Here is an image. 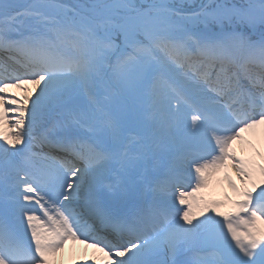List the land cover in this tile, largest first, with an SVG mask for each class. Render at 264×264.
<instances>
[{"label": "snow or ice", "instance_id": "1", "mask_svg": "<svg viewBox=\"0 0 264 264\" xmlns=\"http://www.w3.org/2000/svg\"><path fill=\"white\" fill-rule=\"evenodd\" d=\"M258 128L264 0H0V264H264Z\"/></svg>", "mask_w": 264, "mask_h": 264}, {"label": "bare ground", "instance_id": "2", "mask_svg": "<svg viewBox=\"0 0 264 264\" xmlns=\"http://www.w3.org/2000/svg\"><path fill=\"white\" fill-rule=\"evenodd\" d=\"M29 88H31V85H29ZM12 92L16 93L17 95H21L20 90L18 89H11ZM251 134H258L254 133L253 131L247 132V136ZM260 133V132H259ZM254 137V136H253ZM254 139L257 142H254L250 145L245 144L243 142L239 143L238 145L240 146L241 149V156L244 158H253L255 159L256 163L258 164H264V137H254ZM262 152L261 155H257V153ZM251 154H255L256 157H253ZM230 175L232 180L236 184L241 185L240 180L237 178L236 173L231 169L230 170ZM257 180L259 179V176L256 177ZM208 195H212V190L208 191ZM77 241H71L69 240L65 246L64 249L61 252L56 253L54 257H52V264H76V261H78V257L81 259V264H92L89 262V259L91 258V254H94L95 258H102L104 255H101L99 253H96V249L91 247L90 243L86 244L83 243V248L78 250L75 248V244Z\"/></svg>", "mask_w": 264, "mask_h": 264}, {"label": "rangeland", "instance_id": "3", "mask_svg": "<svg viewBox=\"0 0 264 264\" xmlns=\"http://www.w3.org/2000/svg\"><path fill=\"white\" fill-rule=\"evenodd\" d=\"M214 177L216 179L217 178V174H215ZM221 183H222V186H219L218 188H216V191H218V194L220 195V197L217 199V201H221L222 202V206L219 209H217V210L220 211V212L233 211L234 208H233V205L231 203V200L237 199V195L233 191V189L228 187V183H227L226 179H224ZM238 188H240V187H238ZM226 197H228L230 199H226ZM79 247L80 246H77V249H79ZM82 248L83 247L81 246L80 249H82Z\"/></svg>", "mask_w": 264, "mask_h": 264}]
</instances>
